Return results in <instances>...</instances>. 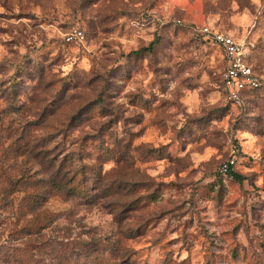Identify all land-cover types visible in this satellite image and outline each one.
<instances>
[{
	"label": "clouds",
	"instance_id": "obj_1",
	"mask_svg": "<svg viewBox=\"0 0 264 264\" xmlns=\"http://www.w3.org/2000/svg\"><path fill=\"white\" fill-rule=\"evenodd\" d=\"M186 4L25 0L30 22L0 25V264H179L197 246L200 264H264V227L240 203L235 233L201 229L205 204L228 199L224 170L212 172L236 159L231 141L247 132L264 146V0H228L220 27L233 12L250 23L230 29L247 46H223L227 60L218 44L189 43ZM149 128L157 139L144 141ZM194 148L208 158L192 162Z\"/></svg>",
	"mask_w": 264,
	"mask_h": 264
},
{
	"label": "rangeland",
	"instance_id": "obj_2",
	"mask_svg": "<svg viewBox=\"0 0 264 264\" xmlns=\"http://www.w3.org/2000/svg\"><path fill=\"white\" fill-rule=\"evenodd\" d=\"M31 0H28L30 4ZM25 0H4V4L0 5V25L6 20H21L24 23H29V16L31 13L27 10L26 6H23ZM11 6V11H9L8 7ZM228 6V0H216V3H212V0H187V4L185 6V23L182 26L184 29V36H188L189 33H192L189 43L200 38L201 44L206 42L195 30L200 29L202 27H209L214 30H219L221 32H226L239 41H241L244 46H247L246 38H239L235 31H231V28L241 27L250 23V18L244 14L239 12H233L231 16V21L229 28L220 27L221 22L224 19L225 9ZM0 31H7L3 27H0ZM56 32V29L52 30ZM57 35L60 33L57 32ZM49 36H52V32L49 33ZM214 45L212 42H210ZM209 57L210 61H215L217 58L211 52L206 53ZM219 56L221 53L219 51ZM222 57V56H221ZM31 63V62H27ZM4 67L0 65V71H3ZM67 71V69H64ZM159 71V70H158ZM170 71V70H166ZM18 75L22 73L18 71ZM27 75L29 79L33 78L32 72L24 73ZM38 74L43 79L46 75L44 68L42 65L38 67ZM130 87H132L130 85ZM27 88L24 84V81L21 80L20 84L14 86L13 94L11 97L12 104H10L9 112H15L17 109L14 107L15 98L20 94L21 91H26ZM4 91H0V95H4ZM155 98L154 96L152 97ZM191 97L189 98V102H191ZM149 100H143V105L147 107L149 105ZM136 122H139V117L133 118ZM144 141H152L157 139L156 130L153 128H149L146 130L144 136L141 138ZM233 145H235L234 156H236L235 164L233 166V172L240 176L241 180L237 181L231 177L223 176L222 183L218 186L219 188H223L225 194L227 195V201L222 204H217L214 201L209 200L205 206L201 209L203 213H205V217L203 219V223L201 224L202 229V239L215 238L218 240L220 237H223L226 232L231 231L233 233L240 227V223L232 224L229 228L228 225L231 224V221L237 218V214L235 212V205L237 203L241 204V207L244 209L243 218L245 221L254 222L252 224L253 227L259 225L260 227H264V224H261V221L264 220V168H258L253 163V160L258 156L260 159H264V146L258 145V143L251 137V135L247 132H242L236 140L231 141ZM183 151V149H182ZM165 153L163 150L153 152L148 154V157L163 156ZM148 157H145L146 159ZM246 157V159H245ZM208 158V150L205 149L203 155L199 151V149H193L191 154V161L195 163L203 162ZM169 159H172L169 154ZM220 167V166H219ZM218 168L214 169L212 172V176L215 177L218 172ZM164 169V163L160 162L157 164V171L153 173L156 175L158 172ZM158 183H167L168 178L164 180H158ZM218 188L213 187L212 193H217ZM235 198V199H234ZM161 200L168 199L171 197H166V194H161ZM226 205V206H225ZM155 210V209H153ZM163 215V213H161ZM200 221L197 220V223ZM171 221L162 225L164 227H168ZM187 226L191 223L190 220L184 221ZM175 233V229L172 230ZM219 234V235H218ZM179 239V237H175ZM170 243L172 241H169ZM215 242V241H213ZM201 246H197L195 252H189L188 249H185L184 252H180L179 256L181 257L179 260V264H184V259L189 258L191 264H200V260L197 259ZM185 253H187V257H185Z\"/></svg>",
	"mask_w": 264,
	"mask_h": 264
},
{
	"label": "built area",
	"instance_id": "obj_3",
	"mask_svg": "<svg viewBox=\"0 0 264 264\" xmlns=\"http://www.w3.org/2000/svg\"><path fill=\"white\" fill-rule=\"evenodd\" d=\"M195 31L204 40L210 41L214 45H217V44L220 45L221 47H220L219 51L221 53V56L224 57L225 60H227L229 57L224 56L223 46L228 45L229 53H231L237 47L244 46V44L241 41H239L237 38H235L234 36H232L228 33H223L219 30H214V29L209 28V27H202V28L197 29ZM234 39L237 40L236 44L232 43V41ZM225 71L228 72V77H227L228 80H230L233 75H235L237 78H239L240 76H242L244 74L242 71H238L236 68H226ZM234 152H235V150H233V155H234ZM234 164H235V160H232L230 158L226 164L220 165V167L218 169V171H219L218 173H220L221 169H223L224 170L223 176H225L230 170L233 169Z\"/></svg>",
	"mask_w": 264,
	"mask_h": 264
},
{
	"label": "trees",
	"instance_id": "obj_4",
	"mask_svg": "<svg viewBox=\"0 0 264 264\" xmlns=\"http://www.w3.org/2000/svg\"><path fill=\"white\" fill-rule=\"evenodd\" d=\"M223 33H226V32H223ZM205 41H207V40H205ZM227 175H228V177H231L234 180H237V181H240L241 180L240 176H238L237 174H235L233 172V170H230L225 176H227Z\"/></svg>",
	"mask_w": 264,
	"mask_h": 264
}]
</instances>
